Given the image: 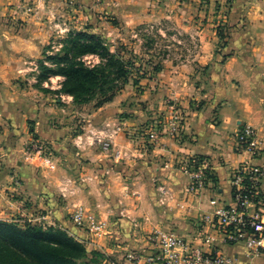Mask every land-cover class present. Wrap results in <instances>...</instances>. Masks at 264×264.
Masks as SVG:
<instances>
[{"label": "crops", "instance_id": "1", "mask_svg": "<svg viewBox=\"0 0 264 264\" xmlns=\"http://www.w3.org/2000/svg\"><path fill=\"white\" fill-rule=\"evenodd\" d=\"M189 1L98 0L128 24L178 17V27L196 34L199 49L183 60L168 56L160 70L149 75V126L164 118L170 109L168 101H173L183 115L181 135L165 132L156 141L149 140L148 148L140 146L143 137L131 133L143 129L144 120L134 115L119 118L128 96L119 94L85 123L76 139L83 147L80 153L76 148H60L57 159L68 160L70 155L73 160L76 154L101 159L103 150L97 142L105 136L100 125L111 118L112 150L123 154L124 161L118 159V168L90 164L86 171L73 167V171L82 170L76 182L64 167H51L56 165L55 158L43 166L37 155L25 151V144L34 137L60 144L72 139L64 117L68 108L62 104L60 109L62 97L41 91L33 94L14 80L28 74L31 67L27 64L42 53L49 30L44 16L59 13L64 2L0 0V219L10 218L26 203L29 211H41L45 223L67 226L88 249L96 246L109 259L123 248L127 254L147 249V232L156 227L196 236L202 228L209 229L204 215H213L233 202L234 170L244 163L264 164V0ZM222 21L228 24L229 36L220 47L218 25ZM247 123L257 130L260 153L256 156L236 149V134ZM58 133L63 134L58 137ZM193 156L207 158L212 172L199 192L188 189L190 179L179 164ZM259 186L264 198V178ZM80 203L109 221L110 228L98 241L91 232L72 225L69 213ZM248 211L254 213L255 207L250 205ZM125 235H138L142 242L117 243ZM218 239L235 264H264V248L256 253L245 241Z\"/></svg>", "mask_w": 264, "mask_h": 264}, {"label": "rangeland", "instance_id": "2", "mask_svg": "<svg viewBox=\"0 0 264 264\" xmlns=\"http://www.w3.org/2000/svg\"><path fill=\"white\" fill-rule=\"evenodd\" d=\"M185 1L186 0H180V2ZM63 2L64 9L59 13H55L53 15L50 14L49 16L48 14H46L44 16V21L47 20V23L49 25L47 27L49 30L45 35L46 40L42 45L41 55L34 61H32V63L27 64V68L31 67V70L29 72L31 74H23L14 78V80L16 83H19L22 88H27L28 90L33 91V94H37L39 91H41L42 93L50 92L52 96L56 95L62 97L60 109L62 110V104H65L68 108V112L64 117L68 121L67 126L69 132L71 133L70 135L72 139L68 140V142L66 143L60 144L57 142L53 143L50 139L45 137H34L41 141L42 148H39L35 151H30L28 142L25 144V151L29 155H37V159H40L42 161V163L40 164L43 166H45V164L43 163L51 162L53 161L52 159L55 158L54 160L56 165L50 164L51 167L54 166V169L56 166L64 167L70 173V177H73L76 182H79L80 172L85 169L87 171L90 164H93V166L100 164L103 165L104 169H108L111 167L118 168L120 166V163H118V159H122V161H124V159L122 158L123 154L119 155L118 150H112L114 136L113 131H111V127L112 123H114L113 119L107 118L103 120L102 124L100 125L102 131L101 134H104L105 136V139L100 138V142H97L98 144L100 143L101 150H103V152L100 151V155H102V157L100 156L101 159L96 160L77 154L74 155V151H72V154L75 156L73 160H71V156L69 155L68 160L63 158V160L61 161L60 159H57L59 151L64 148H76L80 153L79 149H82L83 147L82 145L80 146L78 140L76 139L78 135L83 134L85 130V123L87 122V120L92 119V117L96 115V113L102 106H105L106 104H108V102L114 100L117 95L123 93L124 95H128L126 96L127 101L125 100L124 102L123 100V106H125L126 110L122 109V112H118V116L119 118H121L127 117L129 115H134L136 118L141 119V121L144 120V128L133 130L131 135H140L141 137H143V140L140 141V146L148 148L149 135H152L155 132L153 129L161 122L163 124H167L170 115L173 113V111H171L172 108L169 107L170 109L168 113H164V118L161 121H156L149 126V70L152 69L155 64H161V62H163V60L168 56L176 57L177 60L189 58L191 57V55L196 54L199 46L197 40H195L196 34L192 36V34L185 28L178 27V17H172L170 19L159 17L155 22L149 23L148 21L140 24H128L121 20L117 13L114 12L109 6L108 8H105L102 3L99 4L98 0H91L88 3L84 2L83 0H63ZM178 2L179 0H177L176 4H179ZM229 3H232V0H228L227 4ZM225 23L226 22L224 21L220 22L218 25V29L223 25L225 27ZM72 31H87L101 36V39L108 45L110 50L122 56L127 64L129 80L126 84L123 85L122 89L117 91L113 99L103 103L100 106L96 105L99 96L93 97L89 100L78 101L77 99L73 98L72 95H70L72 96V98L66 99V96H69V94H65L57 90L61 87V82L63 81L64 77L61 75H51V77H54L53 79H51V77L42 75L43 65L55 67L53 60L48 59V55L63 52L62 49L64 43L66 42ZM219 46H224L221 40ZM85 59L91 64L99 62L100 60L96 55H87L85 56ZM55 76H59L60 78H57ZM145 90L147 92H144ZM137 94H143L144 96L138 98ZM162 116L163 115H161L160 117ZM168 125H170V122L168 123ZM151 130L153 131L151 132ZM91 133L94 134V132L92 131ZM61 134L63 133H58L57 136L59 137ZM106 141H109L110 143L108 148L104 147V143ZM64 162L67 163V165H64ZM1 164L2 159L0 155V165ZM73 167H75V169L82 170L73 171ZM81 206L86 208L88 211L95 213L96 218L105 222L107 224V229L110 228L108 219L102 218L97 211L93 210L89 206H85L82 203L76 205L74 209L69 213V218L71 217L72 225L80 228V225L75 223V221L73 220L72 214L78 207ZM19 208V211L10 218L0 220L14 222L21 226H25L28 223L38 224L44 228L52 226L65 231L69 235L75 237L74 235L69 233L67 226L57 224L56 222L51 224L45 223L44 218L41 219V217L43 216L41 211H29L26 203H22ZM91 234L94 238H97V241L99 240L98 238L103 236L98 234L94 235L92 232ZM148 235L149 231L147 232L146 238L148 237ZM112 239V241L114 242V236ZM122 239L123 242L117 243L122 244L125 242L129 243L133 241L134 244H138L142 242V240H140L141 238L138 239V235H125L122 237ZM91 240L92 239H90V241ZM82 243L86 246L84 242ZM140 247L142 246H139V248ZM127 251L128 250L125 248H123L122 251H115L114 253L109 255V259L115 262H125L127 259ZM87 252L88 253L85 254L84 257L78 260L79 263L100 264L106 259L105 252L98 250L96 246L90 249L87 248Z\"/></svg>", "mask_w": 264, "mask_h": 264}, {"label": "built area", "instance_id": "3", "mask_svg": "<svg viewBox=\"0 0 264 264\" xmlns=\"http://www.w3.org/2000/svg\"><path fill=\"white\" fill-rule=\"evenodd\" d=\"M168 104L173 111L168 121L170 125L162 122L157 125L149 138L150 142L156 141L164 132L172 136L181 135L182 112L173 101H168ZM257 136L256 128L249 123L245 124L236 134V149L249 151L253 156L258 155L260 148ZM109 144V141H106L104 147L108 148ZM39 148H42L41 141L33 138L29 143V150L35 151ZM179 164L190 179L188 189L201 191L210 178L209 160L193 156L182 159ZM263 178L264 164L240 165L233 172V202L219 207L213 215L203 216L202 220L208 230L202 228L196 236L186 237L174 228L156 227L149 231L147 249L129 251L125 262L106 258L100 264H235V259L219 246V237L222 242L245 241L250 251L261 252L264 248V198L259 185ZM250 205L255 207L252 214L248 211ZM72 218L80 228L94 235L107 232V224L82 206L74 211Z\"/></svg>", "mask_w": 264, "mask_h": 264}, {"label": "trees", "instance_id": "4", "mask_svg": "<svg viewBox=\"0 0 264 264\" xmlns=\"http://www.w3.org/2000/svg\"><path fill=\"white\" fill-rule=\"evenodd\" d=\"M225 24L218 29L223 45L229 36V27ZM62 51L48 55L55 67L43 65L42 75L63 76L57 90L78 101L99 96L96 105L100 106L113 99L129 80L125 59L112 52L95 33L72 31ZM87 55H96L100 60L91 64L85 59ZM160 68V63L155 64L149 75ZM209 176H212L211 171ZM87 253L81 241L55 227L29 223L21 226L0 220V264H81L78 260Z\"/></svg>", "mask_w": 264, "mask_h": 264}]
</instances>
